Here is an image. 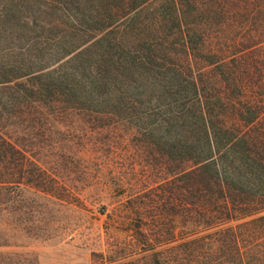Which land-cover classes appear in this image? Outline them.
Returning a JSON list of instances; mask_svg holds the SVG:
<instances>
[{
	"label": "trees",
	"instance_id": "trees-1",
	"mask_svg": "<svg viewBox=\"0 0 264 264\" xmlns=\"http://www.w3.org/2000/svg\"><path fill=\"white\" fill-rule=\"evenodd\" d=\"M72 112L130 124L169 173L110 264H264V0H0V210L51 192L25 152Z\"/></svg>",
	"mask_w": 264,
	"mask_h": 264
},
{
	"label": "rangeland",
	"instance_id": "rangeland-1",
	"mask_svg": "<svg viewBox=\"0 0 264 264\" xmlns=\"http://www.w3.org/2000/svg\"><path fill=\"white\" fill-rule=\"evenodd\" d=\"M81 115L72 112L42 125L45 133L73 136L54 146L43 141L38 151L25 152L53 178L52 190L20 187L12 205L4 201L0 264H110L115 254L133 248L137 218L140 229L148 231L165 215L162 192L152 186L169 173L148 160L147 149L131 137L135 128L121 122L88 127L79 121ZM136 192L134 202L130 198ZM169 218L174 228L177 217L170 212Z\"/></svg>",
	"mask_w": 264,
	"mask_h": 264
}]
</instances>
